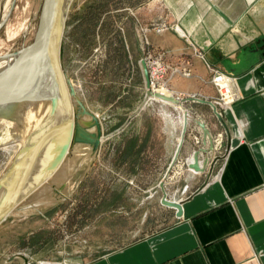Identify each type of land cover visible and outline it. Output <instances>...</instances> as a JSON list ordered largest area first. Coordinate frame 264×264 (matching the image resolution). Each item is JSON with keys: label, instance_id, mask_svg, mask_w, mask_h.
I'll return each mask as SVG.
<instances>
[{"label": "rangeland", "instance_id": "1", "mask_svg": "<svg viewBox=\"0 0 264 264\" xmlns=\"http://www.w3.org/2000/svg\"><path fill=\"white\" fill-rule=\"evenodd\" d=\"M44 4L45 0H0V59L17 58L35 43L40 27L47 31L53 12H49L51 6L47 7L48 13L42 17ZM70 5L62 36V67L77 97L97 117L101 145L92 159H88L89 155L82 161L86 147L75 151L80 161L75 152L67 153L66 164L63 156L57 166L62 172L56 174L55 169L42 180L44 169L49 167L43 162L55 158L49 149L59 148L55 155L58 157L63 143L59 146V142H50L52 135L45 133L42 137L47 139H41L36 146L43 150L22 157V141L27 135L31 139L33 134L40 135L58 125L61 113L52 118L55 121L46 120L44 113L32 115L31 124L36 121V130L33 124L20 122L17 111L9 114L10 109L0 115V205L25 171L34 165L44 167L31 169L19 181L15 194L21 199L0 223V264H86L123 245L115 241L125 239L127 229L133 227L139 238L170 225L171 216L166 212L140 204L144 197L152 196L141 194V189L149 185L161 189L165 181L164 187L173 193L180 192L186 183L184 176L173 179L174 173L167 174L161 183L149 178L157 163L147 157L162 151L158 138L165 122L163 107L175 106L155 94L185 100L187 115L179 108L182 138L187 123L186 139L189 122L194 124L198 116L213 112L211 106L195 99L212 102L221 114L228 104L222 100L217 77L224 74L236 78L200 65L197 58L203 52L190 49L194 45L187 30L199 11L200 15L207 12L204 0H72ZM52 7L54 10L56 4ZM206 70L207 76L202 77ZM148 88L154 95L147 94ZM51 95L56 99L60 94L51 90ZM56 105L62 112L63 106ZM26 107L15 109L22 111ZM44 119L50 121V126ZM62 122L60 129L64 131L66 122ZM191 136L199 138L195 132ZM18 156L25 159L9 177H3ZM144 169L146 175L142 173ZM143 214L149 222L141 224Z\"/></svg>", "mask_w": 264, "mask_h": 264}, {"label": "crops", "instance_id": "2", "mask_svg": "<svg viewBox=\"0 0 264 264\" xmlns=\"http://www.w3.org/2000/svg\"><path fill=\"white\" fill-rule=\"evenodd\" d=\"M204 2L207 12L199 11L187 30L194 45L190 49L203 52L197 58L200 65L236 76H218L228 104L220 114L225 125L213 112L198 116L217 138L215 150L208 151L196 123L189 122V137L182 141V110L164 103L169 106L163 107L165 122L158 138L162 151L147 157L157 163L149 178L161 183L167 174L184 176L180 192L189 193H172L165 181L161 189H141V194L152 195L141 206L163 210L171 224L138 238L131 222L125 239L115 241L123 245L86 264H264V0ZM192 132L199 138H192ZM198 151L201 167L207 163L205 172L189 167ZM164 198L182 205L183 215L164 205ZM146 222L143 214L140 223Z\"/></svg>", "mask_w": 264, "mask_h": 264}, {"label": "water", "instance_id": "3", "mask_svg": "<svg viewBox=\"0 0 264 264\" xmlns=\"http://www.w3.org/2000/svg\"><path fill=\"white\" fill-rule=\"evenodd\" d=\"M71 1L72 0H63L62 6L59 9L58 13L56 14L55 18L52 20L50 28L48 29L46 35H44V37L41 40L36 41L34 44L26 48V50L20 54V58H19L20 60H17V61L20 63L19 70L21 72H19L17 75H14L15 77L11 78V80H10V77H8L4 81L5 82L4 87L1 86L3 90L13 89V88L21 87L20 85L27 82L26 83L28 87L27 94L19 99L31 98L34 95L44 91L45 89L52 87V77L50 73L51 66H47L45 60H46V57L50 53L54 54L55 56H57L58 54V58L56 60L57 63L54 66L53 70L58 75V78H59L58 80L59 81L61 80V83L63 84L64 88H66V84L70 85L69 92L67 90V92H65L63 96L58 95L56 96V99H55L58 105L60 104L65 108V111L68 117L66 138L63 144L64 147H63L62 153L57 158L43 162V164H47L49 165V167L44 169V177L42 180L47 178L52 173V171H54L57 168L58 164L63 159V156L66 153V150L68 148H71V146L77 143L88 144L91 147L92 151L96 153L101 143L102 132H101V126H100V123L97 117L85 108L82 101L77 97L70 80L67 78V75L62 70V56H63L62 36H63L64 28H65V23H66L68 14H69V8H70ZM57 48H59V53H58ZM35 56H37V59L34 62H32L30 67H25V64L27 63V61L30 62L33 58H35ZM143 68H144V73H145V77L147 80V87H148L149 75H148V70H147L145 63H144ZM147 94L154 95L153 92L150 91V88L147 89ZM155 96L161 100H164L166 102L172 103L180 107L183 111L185 110L183 106V103L185 102V100H180L173 96L169 97V96H166L164 94H159V93L155 94ZM71 97H74L75 99L74 109L72 108V105L70 102ZM195 100L199 103L207 104L211 106L213 113L216 115L218 120L223 125H225L222 116L219 114L216 106L212 102L206 99H195ZM184 112L187 115V112L186 111ZM195 123L202 131L204 145L206 146L208 145V151L213 152L215 148H214V142H213L211 131L209 130V128L207 127L204 121L195 120ZM90 128H93L96 130L94 132H90L89 131ZM186 128H187V123L185 122L182 141H184V134L186 133ZM180 149H181V145L179 146L178 151H180ZM202 151L204 153H208V151L205 149H203ZM199 157H200V152L199 151L195 152L194 161L190 163L189 167L191 169H194L197 172H205L207 163L206 165H204V167H201L200 162H199ZM39 167L40 165H34L29 170L25 171L22 176L29 173L31 169H38ZM212 172H213V168L209 170V173H208L209 177H211ZM22 176L20 177L18 181L15 182L13 186L12 194L6 196L5 200L0 205V223L5 217H7L10 210L13 208V206H15V203H17L21 199V197L17 199L19 195L15 194V190L17 186L19 185V181L21 180ZM206 185H207V181L203 185V188ZM162 187H163V184H162ZM162 203L168 207L177 209L178 217H181L183 215L182 205L168 201L166 198L162 200Z\"/></svg>", "mask_w": 264, "mask_h": 264}, {"label": "bare ground", "instance_id": "4", "mask_svg": "<svg viewBox=\"0 0 264 264\" xmlns=\"http://www.w3.org/2000/svg\"><path fill=\"white\" fill-rule=\"evenodd\" d=\"M62 2H63V0H45L43 12H42V17L44 16V14L46 15V13H48L47 12L48 11L47 7L50 8V6H51V8L49 9V12L50 13L53 12V16H50V18H49V20L47 21V24H46V28L45 29H47V31L50 28V25H51L52 20L55 18L56 14L58 13L59 9L61 8ZM52 4L53 5L56 4V8L54 10H53ZM47 31L45 30V32H44V30H41V27H40V31L38 33V36H37L35 42L41 40L44 37V35H46ZM57 50H58V53H59V48H57ZM23 51H25V50H22L20 52V54ZM20 54H19V56L17 58H15L13 60L10 59V60H7V61H3L4 60L3 58L0 59V115H3L4 113H6L10 109L11 110L9 111V114H14L15 115V113L17 111V113L20 115L19 116V121L20 122H23L25 125L28 124L30 126V125L33 124V123L31 124V122H32L31 116L32 115L33 116H36V115H40L41 113L42 114L44 113L45 119L46 120H50L52 118H56V114L57 113H61L60 114L61 115V117H60L61 119L58 117V120L59 121H58V125L56 124L57 127H56V125L54 123V125H55L56 128L53 127V124H52V121H51V124H52L51 127H53L54 129L53 128H48L49 129L48 130V129L45 128L46 129L45 132L43 130V132H40L41 133L40 135H38L39 133L38 134H33L31 136V139L28 138L29 135H27L23 139L22 142H24V145H23L24 146L23 147L24 148V152L22 153V157H24L25 155H30L33 152H38V151H42L43 150L42 148H39V147L36 148V146L38 145L37 142H39V141L41 142V139H42V141H44L45 139H47L46 137H44V138L42 137V136L45 135V133L46 134L49 133L48 137L52 135V137H50L51 138L50 139V142H52V143H53V141L54 142H57V143L59 142V146L62 143L64 144V141H65V138H66V130L63 131L62 129H60V127H61V125H63L62 123H64L62 121H65L66 124L64 125V127L66 126V129H67V119H68V117H67V114H66V111H65V108L64 107L61 108L62 112L58 109V107L56 105V101H55L54 95H51V90H54V91L56 90L57 92H59L60 95L63 96V94H65V92H67V90L69 92L70 85L69 84H66V88H64L63 84L61 83V80L60 81L58 80L59 79L58 78V75L53 70L54 66L57 63L56 60L58 58V54H57V56H55L54 54L50 53L46 57V60L45 61H46V65L47 66H51L50 67V73H51V77H52V87H50L48 89H45L44 91H42V92H40V93H38V94L34 95L33 97L28 98V99H23V98L22 99H19V98H21V97H23V96H25L27 94V91H28L27 90L28 87H27V84H26L27 82L24 83V84H22V85H20L21 87L3 90L1 88V86L4 87V85H5V82L4 81L8 77H10V80H11V78H14L15 77L14 75H17L19 72H21L19 70V64L20 63L17 61V60H20L19 59L20 58ZM36 59H37V56H35V58H33L30 62L27 61V63L25 64V67H30V65L32 64V62H34ZM62 59H63V57H62ZM62 70H63V67H62ZM39 94H43L45 96L44 97H39L38 96ZM70 102H71L72 108L74 109V107H75V99H74V97H71ZM11 103H14V106H7V105H9ZM33 104H36V106L32 107L31 105H33ZM18 107H26V108H25V110L20 111L21 109H19V110L18 109H15V108H18ZM51 111H52L53 114L50 113ZM38 118H39V116H38ZM85 119H87V118H85ZM52 120H54V119H52ZM33 122H34L33 126L35 127V130L38 129L37 128L38 125H35L36 121H33ZM46 122H48L46 125L49 124V126H50V123H49L50 121H46ZM40 124L42 125V123H40ZM35 130H34V132H35ZM36 138H37V140H36ZM101 138H102V136H101ZM62 146L64 147V145H62ZM83 147L88 148V150L86 152L85 158L84 159L82 158V161L85 160L87 157H89V155H90V157L88 159H92L95 156V153L92 151V149H90V146H87V145H84V144H81L80 143V145H77V144L76 145H73V146H71V148H68L66 150V153L64 155L63 163H65V161H68L67 160V157H68V154L67 153H74L76 150L82 149ZM44 150H46V149H44ZM49 150H52V152H53V154L51 155V157L57 158V156H55V155H56V152H58V151L57 150L56 151H53V150H55V148H50ZM75 154H76V157L75 158H78V160L80 161V157H78L79 156V152H75ZM22 157L21 156H18V157H14L12 159V160H14V159L17 158V160H15V161H13L11 163V165H10L11 167H10L9 171L7 173L5 172L4 173L5 175L3 174V177L6 178L8 175L9 176L11 175V173L14 171V169L17 168V166L25 159V158L22 159ZM65 164H62V165H65ZM43 168L44 167H42V169ZM60 169L61 168H58L55 173L57 174V173L62 172ZM0 175H2V174H0ZM33 181H35V180H33ZM46 188H47V186H46Z\"/></svg>", "mask_w": 264, "mask_h": 264}, {"label": "built area", "instance_id": "5", "mask_svg": "<svg viewBox=\"0 0 264 264\" xmlns=\"http://www.w3.org/2000/svg\"><path fill=\"white\" fill-rule=\"evenodd\" d=\"M219 76V75H218ZM221 78H219V77H217V80H216V82L218 81V80H220ZM218 83V82H217ZM221 91V90H220ZM222 96H223V93H222ZM222 100H223V102H224V97L222 98ZM225 103V102H224ZM223 103V104H224ZM224 108H225V106H224ZM226 109V108H225Z\"/></svg>", "mask_w": 264, "mask_h": 264}]
</instances>
